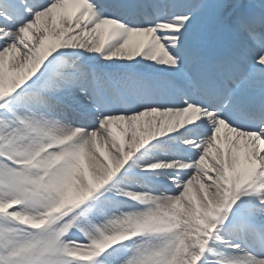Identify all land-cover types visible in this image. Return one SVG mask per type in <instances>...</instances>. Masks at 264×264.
I'll use <instances>...</instances> for the list:
<instances>
[{
  "label": "snow or ice",
  "instance_id": "6c2138e0",
  "mask_svg": "<svg viewBox=\"0 0 264 264\" xmlns=\"http://www.w3.org/2000/svg\"><path fill=\"white\" fill-rule=\"evenodd\" d=\"M0 264H264V0H0Z\"/></svg>",
  "mask_w": 264,
  "mask_h": 264
}]
</instances>
